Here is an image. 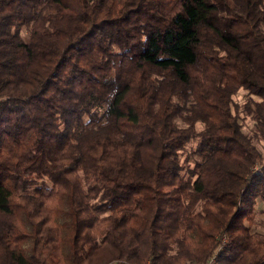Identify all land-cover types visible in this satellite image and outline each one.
<instances>
[{
    "label": "trees",
    "instance_id": "16d2710c",
    "mask_svg": "<svg viewBox=\"0 0 264 264\" xmlns=\"http://www.w3.org/2000/svg\"><path fill=\"white\" fill-rule=\"evenodd\" d=\"M258 141L264 0H0V264H264Z\"/></svg>",
    "mask_w": 264,
    "mask_h": 264
},
{
    "label": "rangeland",
    "instance_id": "374dc122",
    "mask_svg": "<svg viewBox=\"0 0 264 264\" xmlns=\"http://www.w3.org/2000/svg\"><path fill=\"white\" fill-rule=\"evenodd\" d=\"M22 33L26 39H27V37H29L28 36L29 33H28V30L26 28L23 29ZM247 96H249L247 91L240 89L234 95V100L238 103H242L245 100H247V98H248ZM252 97L254 99L255 98L258 99V97H255V96H252ZM240 123L242 124V128L245 132H250L253 128V121L251 120L250 116L246 115L243 111H240ZM197 128L198 129L200 128L199 124H197ZM256 145H258L259 149L261 150V152L264 155V141H258V142H256ZM193 147H194V142L190 141L186 145L185 154L182 156V157H189V166L190 167H192V165H193V158H192V154H191V150ZM263 161H264V159H263ZM260 167L261 166L257 164L256 166L253 167L252 171H257ZM252 221L253 222L251 224V232L254 233L256 236L263 237L264 236V201H261V200L257 201V203L254 207V216H253ZM222 234L225 235L226 241H228L226 234L225 233H222ZM215 260H216V255H215ZM147 264H150L149 261L147 262Z\"/></svg>",
    "mask_w": 264,
    "mask_h": 264
},
{
    "label": "built area",
    "instance_id": "2783aa9c",
    "mask_svg": "<svg viewBox=\"0 0 264 264\" xmlns=\"http://www.w3.org/2000/svg\"><path fill=\"white\" fill-rule=\"evenodd\" d=\"M219 239L221 240V243L219 246V249H220L226 244L227 241H226L224 234L220 235ZM214 263H215V255L211 256L204 264H214Z\"/></svg>",
    "mask_w": 264,
    "mask_h": 264
}]
</instances>
